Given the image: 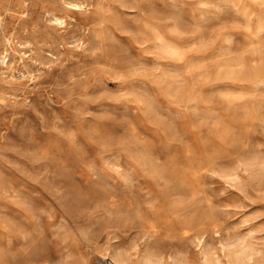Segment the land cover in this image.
<instances>
[{"label":"rangeland","instance_id":"374dc122","mask_svg":"<svg viewBox=\"0 0 264 264\" xmlns=\"http://www.w3.org/2000/svg\"><path fill=\"white\" fill-rule=\"evenodd\" d=\"M0 264H264V0H0Z\"/></svg>","mask_w":264,"mask_h":264},{"label":"bare ground","instance_id":"6f19581e","mask_svg":"<svg viewBox=\"0 0 264 264\" xmlns=\"http://www.w3.org/2000/svg\"><path fill=\"white\" fill-rule=\"evenodd\" d=\"M70 4V3H69ZM73 5V4H72ZM60 18H58V19H55V21H59V23H61V20H59ZM53 20V19H52ZM7 56V55H6ZM6 62H7V60H6ZM3 64V63H2Z\"/></svg>","mask_w":264,"mask_h":264}]
</instances>
